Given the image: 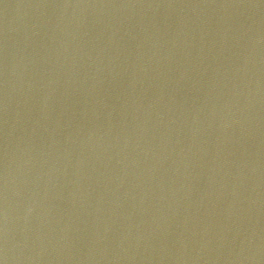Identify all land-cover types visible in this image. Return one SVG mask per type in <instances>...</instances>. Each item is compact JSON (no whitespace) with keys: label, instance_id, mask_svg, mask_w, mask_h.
I'll return each mask as SVG.
<instances>
[{"label":"water","instance_id":"water-1","mask_svg":"<svg viewBox=\"0 0 264 264\" xmlns=\"http://www.w3.org/2000/svg\"><path fill=\"white\" fill-rule=\"evenodd\" d=\"M3 264H264V0H0Z\"/></svg>","mask_w":264,"mask_h":264},{"label":"snow or ice","instance_id":"snow-or-ice-1","mask_svg":"<svg viewBox=\"0 0 264 264\" xmlns=\"http://www.w3.org/2000/svg\"><path fill=\"white\" fill-rule=\"evenodd\" d=\"M0 264H3V261H0Z\"/></svg>","mask_w":264,"mask_h":264}]
</instances>
